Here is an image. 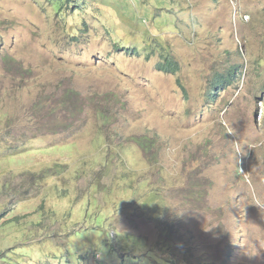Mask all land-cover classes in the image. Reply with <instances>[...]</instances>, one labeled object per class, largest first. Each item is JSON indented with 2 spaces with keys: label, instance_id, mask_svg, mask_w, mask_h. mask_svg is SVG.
Instances as JSON below:
<instances>
[{
  "label": "rangeland",
  "instance_id": "1",
  "mask_svg": "<svg viewBox=\"0 0 264 264\" xmlns=\"http://www.w3.org/2000/svg\"><path fill=\"white\" fill-rule=\"evenodd\" d=\"M63 1L0 0V183L20 185L55 163L67 167L41 189L29 182L10 192L11 202L19 199L12 215L21 217L17 226L0 227V264H221L226 246V264H260L264 116L254 112L264 95V0H166L157 7L155 0H88L74 13ZM142 2L151 13L146 25L121 8ZM232 3L253 8L236 34L261 76L244 66L242 80L210 101L209 78L243 61L229 38ZM167 54L179 60L178 73L156 68ZM68 87L80 91L84 108L72 128L57 126L67 123L62 113L56 120L35 114L40 96L60 101ZM7 123L15 136L5 137ZM140 135H156L151 152L132 139ZM7 145L24 152L7 157ZM5 202L0 195V206ZM98 223L145 241L125 237L108 248L91 230ZM172 232L181 246L185 237L210 253L179 249L174 257L172 244L162 247Z\"/></svg>",
  "mask_w": 264,
  "mask_h": 264
},
{
  "label": "trees",
  "instance_id": "2",
  "mask_svg": "<svg viewBox=\"0 0 264 264\" xmlns=\"http://www.w3.org/2000/svg\"><path fill=\"white\" fill-rule=\"evenodd\" d=\"M164 0H156L153 2V5H157L159 3H163ZM63 3L65 5H68L70 7V11L77 12L79 11V9L83 8L82 5H85L87 3H83L81 4L80 2L78 3V1L75 2V0H64ZM54 7L59 8V4L57 2H54ZM146 7L148 8V4H146ZM122 9L126 10L125 7H122ZM73 13L71 14V16H73ZM129 13L132 16H138L139 12L132 8V6H130V11ZM150 11L148 9H146L145 14L142 16V19H146L149 16ZM82 29H79L77 27L74 28L73 33H78L79 31H81ZM107 32H110L109 30ZM11 58V55L6 54L2 57V63L4 65H7L9 63V60ZM164 70H168L165 66L162 67ZM52 94L56 95L55 92H52ZM80 91L77 90L74 87H68L65 90L64 95L61 97L60 101L58 99V96H40V98L38 100H36L33 104V110L35 112V114L39 115H43L44 117H53L56 120V116L60 115L62 113V116H66L67 117V122L65 125H62L61 122L57 125V126H64L66 128H72L73 125L75 124V122L78 120L79 118V114L84 110L83 108V104L80 98ZM71 106H73V110H69L71 109ZM46 119V118H44ZM13 120V118H10V121ZM9 124L7 123L6 125V138H9V136H15L16 135V131L15 129H13L12 127L8 126ZM46 127V126H44ZM48 128V127H47ZM13 132V133H12ZM63 139V138H62ZM61 139V140H62ZM134 140L136 141V143L141 147V149H143L145 152H149L151 151V149L156 145L158 139L156 136L151 137L149 135H144V136H137L134 137ZM70 141V139H69ZM67 141V142H69ZM2 142V140H1ZM10 150L9 154H20L23 153L24 151H13L15 150L14 148L11 147H7L5 149ZM67 171V167H65L63 164L61 163H55L54 166H50L48 168H45L43 170H38V171H32L31 173L29 172L28 176L26 178L23 179V183L22 184H13L14 182V178H10V179H6L5 182L0 183V195L4 194L5 198H6V202L3 206H0V220L4 219V222L0 225V227H4L7 228L10 225H16V222L18 219H20V215H17L16 217H14L12 215V212L15 211V206L18 204L19 199H15V202H11V200H9L10 196V192H19L20 191V187L27 184V183H32L34 186H36L38 189H41V186L43 185H47L49 181H53L55 180V176L59 175L61 173H64ZM12 177H15L12 176ZM8 178V177H7ZM15 185V188H13L12 186ZM19 187V188H18ZM18 188V189H17ZM32 193L31 189H26L23 192V195L25 198H29L30 195ZM68 193V191H67ZM28 217V215H27ZM107 222H106V226H107ZM17 226V225H16ZM91 230H94L95 232H97L99 235H101L102 237H106V239L103 241V245L107 246L108 248H113L116 243H120L122 236L124 235V232H119L117 230H114L112 228L106 229L104 227L103 223H98L97 227H93ZM83 231H87V230H83ZM79 233L81 234V231H79ZM127 234V232H125ZM128 237V234H127ZM114 256H118V253L115 252L113 253ZM127 259V258H126ZM9 262L13 261L12 257H9L8 259ZM144 263L148 262L147 264H155L154 262H152L151 260L148 261H142ZM113 264H122L118 261H114Z\"/></svg>",
  "mask_w": 264,
  "mask_h": 264
},
{
  "label": "clouds",
  "instance_id": "3",
  "mask_svg": "<svg viewBox=\"0 0 264 264\" xmlns=\"http://www.w3.org/2000/svg\"><path fill=\"white\" fill-rule=\"evenodd\" d=\"M76 1H78V3L80 2L81 4H83L84 2L88 4V0H76ZM159 1H161V0H159ZM174 2H177V1H173V3L171 1L169 4H174ZM146 4L147 3L142 2V3H138V4L135 5L136 6L135 9L137 11H138L137 8H139V7H141V9L144 10L143 13H141V11H140L138 16H132L129 13L130 6L132 5L130 3L121 5V8L125 7L126 10H128V13L131 15V17L133 19H135L136 21H138V23L140 25H146V23H148V21L151 22V13H149V16L146 19H144V20L142 19V16L145 14L146 9H148L146 7ZM164 4H167L166 0H164L163 3H159V4L155 5V6L156 7L157 6H163ZM82 6H83V8H85L84 5H82ZM232 7H233V11L234 12L228 17V20H229V33H230L229 38H231V41H233L236 44L235 51H234L235 54L236 55H242L243 61H241V62L231 61V64H230L229 68L226 71H216V73L209 78V80H208V91H207V93L204 96L206 98H208L210 101H215V98L219 94H221L222 92L228 90L230 87L235 85L237 80H242V76L244 77V74H245V73H243V70H242L244 66L246 67V69L253 68L257 77L261 76V73L259 72V68L254 67L252 65V62L248 58L247 53L245 51L244 44L240 41V39L237 37V34H236V30H237V27H238V25H237L238 20L243 16L244 12H248V17L249 18L246 20L245 23H249L250 22V16L253 15V8L250 5H241L240 3L236 7H234V3H232ZM81 9H79V10H81ZM162 16L164 18V15H162ZM245 16H247V14H245ZM241 23H242V21L240 20V24ZM109 31L110 32H107V34L112 36V32L113 31L112 30H109ZM119 42H120L119 40H115V44H119ZM122 47H125V46H122ZM118 48H121V46H118ZM134 49L135 48H132L130 50H134ZM136 52L140 53L138 50ZM163 66H165L168 70H164L162 68ZM156 68L159 71H163V72L178 73L180 71V69H181V64H180V62H179V60L177 58L172 57L170 54H167L166 56H164L163 61L159 62V64L156 66ZM178 81L180 83V86H181V89L183 91V94H184L185 98H188L189 97L188 90L186 88V85H185L183 79L181 77H179ZM263 88H264V86H263ZM263 92H264V90H263ZM263 116H264V95L262 97L261 96L258 97L257 113L254 112V118L255 119H256V117L257 118H262ZM222 125H223L224 128L228 127L227 123H224V121H222ZM140 136H144V135H140ZM154 136H156V135H153L151 137H154ZM135 137H137V136H135ZM44 139H46V138H44ZM132 139L134 140V137ZM1 140H2V142H1ZM1 140H0L1 144L5 142V139H1ZM47 140H48V138L46 139V141ZM1 144H0V146H1ZM7 147H9V146L7 145L3 149L5 156L12 157V156L16 155V154H9L10 150H7V151L5 150ZM11 148H14V147H11ZM18 148H19V146L14 148L15 150H13V151H16ZM139 148L141 149L140 146H139ZM141 150L144 151L143 149H141ZM149 152H151V151H149ZM149 152H145V153H149ZM237 172H238V175L243 180L245 178V176L242 175L240 166L238 167ZM127 234H128V237H127ZM127 234L124 232V235L122 236V239L126 237V238H130L132 240L145 241L144 238H141V237L137 236L134 233L127 232ZM168 237L169 238L164 239L162 241V247L165 249V247L168 248L172 244V246H174L172 248L174 257H176L175 254H176V252H178L179 249H181L183 254L185 252H188L192 256H195L196 252H202V256L204 254H206V253H210V250H211L210 247L203 246L202 244H199V243H196V242H190V241L186 240L185 237H183V245L181 246L177 242L179 238L176 237L175 232L170 233L168 235ZM216 247H218L217 250H219L220 245L216 244ZM225 252H229L228 253V257L221 264H226L227 259H230L231 255H232L231 247L226 246L225 247ZM148 260H150V259L145 258L144 260H141V261H148ZM136 261L138 262L140 260H136ZM152 262H154V261H152ZM183 262H185V261H183ZM147 263L148 262H146V263L142 262V264H147ZM160 264H172V263L169 262V261L164 260ZM260 264H264V259L261 261Z\"/></svg>",
  "mask_w": 264,
  "mask_h": 264
}]
</instances>
